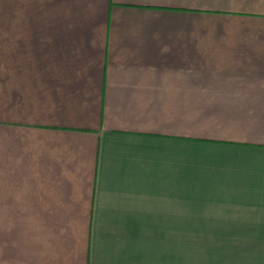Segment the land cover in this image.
Segmentation results:
<instances>
[{
  "label": "crops",
  "instance_id": "1",
  "mask_svg": "<svg viewBox=\"0 0 264 264\" xmlns=\"http://www.w3.org/2000/svg\"><path fill=\"white\" fill-rule=\"evenodd\" d=\"M12 2L0 264H264V0Z\"/></svg>",
  "mask_w": 264,
  "mask_h": 264
},
{
  "label": "rangeland",
  "instance_id": "2",
  "mask_svg": "<svg viewBox=\"0 0 264 264\" xmlns=\"http://www.w3.org/2000/svg\"><path fill=\"white\" fill-rule=\"evenodd\" d=\"M12 3V0H4V12H6V15L13 13ZM182 240H188V233H182ZM187 255L188 248L182 247V264H187Z\"/></svg>",
  "mask_w": 264,
  "mask_h": 264
}]
</instances>
